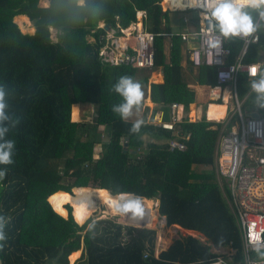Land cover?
<instances>
[{
	"label": "trees",
	"instance_id": "obj_1",
	"mask_svg": "<svg viewBox=\"0 0 264 264\" xmlns=\"http://www.w3.org/2000/svg\"><path fill=\"white\" fill-rule=\"evenodd\" d=\"M160 2L172 9L169 0H49L47 6L39 0H0V85L5 86L10 109L19 118L16 128L6 135L15 140L13 163L0 164V169L7 168L0 181V215L10 218L7 240L0 242L4 244L0 264H66L67 256L80 248L76 264H197L217 255L208 244L187 235L174 239L154 258L155 229L122 226L111 219L93 220V232L87 228L82 232L71 215L72 205L66 210L64 204L65 211L57 212L47 198L57 191L70 193L72 187L73 194L76 187L86 186L113 194L159 196V212L167 224L198 231L216 245L235 248L233 264H241V240L225 197L226 184L219 183L214 165L222 123L208 121L204 114L210 88L217 84L215 68H196L194 81L211 87L202 118L184 116L178 123L189 133L184 150H169L166 143H144V135L167 139L172 132L143 117L140 132L132 133L135 121L123 120L112 111L113 105L123 102L113 85L124 75L134 79L136 68L100 59L104 25L119 33L118 28L136 21L140 10L145 11L144 29L156 34L154 64L163 71V81L149 85L150 99L163 105L182 101L184 41L169 27L176 11L164 10ZM19 14L31 21L32 33L19 29L14 21ZM262 33L249 46L244 61L259 59V48L264 51ZM227 40V62H231L241 41ZM187 67L193 70L190 61ZM150 80H159L156 69ZM252 80L245 72L238 75L240 107L264 116V108L255 103ZM78 103L97 106L95 122L72 117V107ZM182 103L187 110V102ZM103 125L109 132L98 128ZM96 145L100 146L97 156Z\"/></svg>",
	"mask_w": 264,
	"mask_h": 264
},
{
	"label": "built area",
	"instance_id": "obj_2",
	"mask_svg": "<svg viewBox=\"0 0 264 264\" xmlns=\"http://www.w3.org/2000/svg\"><path fill=\"white\" fill-rule=\"evenodd\" d=\"M182 1L185 3L183 8L172 10L190 11L194 14L190 17L194 24L193 31L179 33L183 41L192 38L195 40V46L189 51L191 64L196 68L202 65L214 67L216 83L230 86L231 89L233 106L222 121L216 143L214 165L219 183L226 184L225 197L241 240V264H264V258H260L253 251V245L250 243L252 232H259L261 239L264 240V116L244 115L240 107L241 101L236 95V81L240 73L245 72L249 78L258 79L260 68H264V60L256 62L243 60L249 46L259 40L255 41L252 36L236 37L241 41V48L234 60L227 62L230 53V47L226 45L228 40L218 32H214L215 21L208 11V0H199V7L195 6L194 0ZM144 18L145 11L140 10L136 13V21L131 22L127 27L118 28L119 33L114 28L107 29L101 36L104 42L99 48L100 59L111 64L130 65L136 69H153L156 34L144 29ZM258 19L257 16L254 23ZM103 25V22H99V26ZM255 35L259 33L253 34ZM215 37L221 41L220 46L216 48L211 46ZM89 39L94 40L93 37ZM257 65L259 66L257 75H250V69ZM180 107L182 104L179 101H172L167 104V110H151L147 114L146 122L172 132V136L165 142L169 150H184L186 147L184 140L189 137V133L183 132L178 126L182 120L177 111ZM228 123H231L229 127L226 126ZM108 192L111 196L116 195L109 190ZM138 196L143 198L142 218H133L131 214L113 215L106 210L92 213L89 217L93 220L111 219L122 226L155 229L153 256L158 258V254L167 248L171 240L181 237L183 230L187 232V229L177 224L166 223L165 216L159 212V196ZM166 227H170L173 232L169 237L170 232L165 231ZM198 239L208 244L210 251L217 255L207 260H200L197 264H233L235 248L216 245L206 237L200 236ZM143 256L147 257L148 253L144 252Z\"/></svg>",
	"mask_w": 264,
	"mask_h": 264
},
{
	"label": "clouds",
	"instance_id": "obj_3",
	"mask_svg": "<svg viewBox=\"0 0 264 264\" xmlns=\"http://www.w3.org/2000/svg\"><path fill=\"white\" fill-rule=\"evenodd\" d=\"M195 6L199 7V0H194ZM208 11L214 19V32H218L222 37L231 39L233 37L247 38L252 36L255 41L259 40V35L264 29V0H208ZM254 16H258V21L254 23ZM264 34V33H262ZM220 39L215 37L212 41V47L220 46ZM253 66L250 69V75H257V68ZM251 89L256 94L255 103L257 106L264 108V68H260L258 79L251 81ZM113 90L118 93L123 102L115 104L112 111L118 114L121 119L127 120L132 114L133 109L137 111L142 107L144 93L139 81L134 80L131 76H121L113 85ZM5 86L0 85V164L9 165L13 163L15 151V140L6 138V135L15 129L19 123V118L11 111ZM143 120L137 119L130 131L139 133ZM7 168L0 169V181L4 180ZM142 197L130 193L119 192L107 201L113 215L131 214L133 218H142L144 207ZM9 217L0 215V242H6L7 236L5 228L8 224ZM84 221L81 220L80 223ZM95 221L88 223L87 230L93 232ZM250 243L253 245V251L260 257L264 258V240L261 239L259 232H252ZM4 247L0 243V250Z\"/></svg>",
	"mask_w": 264,
	"mask_h": 264
},
{
	"label": "crops",
	"instance_id": "obj_4",
	"mask_svg": "<svg viewBox=\"0 0 264 264\" xmlns=\"http://www.w3.org/2000/svg\"><path fill=\"white\" fill-rule=\"evenodd\" d=\"M82 1L83 0H81L80 3ZM42 2H43L42 3V6H47L48 3H49V0H43ZM16 16L17 17H22V16L23 17H26L27 20L30 23V20L28 19V17L26 15L19 14V15H16ZM184 21L185 22H190V21H192V18H190V17L188 18V17L185 16L184 17ZM32 29L34 31V27ZM193 29L194 28H183V30H181L180 32H184V31L185 32L186 31H190L191 32V31H193ZM180 32H172V33H180ZM191 40H192L193 45H191V46L189 45L188 46L187 45L188 41H184L183 47H182V53H183L182 76H183V79L184 80H183L182 87H181L182 88V93H181L180 98H181L182 101L187 102L188 107H187V110H184V105H183L182 101H180V103L182 104V107H180L177 111H178V114L182 118H184V116H187V118L189 120H196V119H201V114L203 115V108H204V106H205V104L207 102V98H208V88H210L211 86H206V85H202V84L199 85L198 83H196V81H194V74L196 72V67H194L192 65L193 66V70L192 71H190L189 68L187 67V63L190 61L189 60V51H190V48H192L196 44L194 38L189 39V41H191ZM164 52H165V39H164ZM168 53H169V42H168V50L165 52V54H166L167 57H168ZM258 54H259V59L256 60V61H262V60H264V51L261 49V47L259 48ZM256 61H253V62H256ZM153 69H156L157 70V74L159 76V80L158 81H151L150 80V75H151V72H152ZM153 69L150 70V74L149 75L143 76L144 75V72H143L142 75L141 74L139 75V73H138L137 74L138 77L136 75L134 76V80L139 81L141 83V85L143 86V88L145 89V94H144V98H143V102H144L145 105L143 104V107H141L140 110H139L140 116L142 117V115H143V117H145V120L147 118V114L151 110H157V109L167 110V105H163V104H160V103L152 102L151 99H150V96H149V90H150L149 85H150V83H152V82H162L163 81V71H162V68L161 67H154ZM145 78L147 79L146 82L144 80ZM214 86L210 88L209 98L211 97L212 90L213 89H217V88H214ZM204 92H206L207 94L204 95ZM223 94H227L228 95L229 101H230V106H228L226 108L224 117L220 121H214V122H221L222 123V121L225 120L226 116L228 115V113L230 112V110H231V108L233 106V99L230 96V94H231L230 86H222V90H221V100H218V101H215V102H218V103L221 102L222 101V98H223ZM236 95H237V93H236ZM237 98H238V96H237ZM209 103H211L210 99H209V102L206 105V108L204 110V114H205V111L207 110V107H208ZM151 104H158L159 107L158 108H155V109H152ZM76 110H78V109L72 107V111H76ZM191 110H193V117L190 116ZM252 111H257V110L244 111V112L242 111V112H243L244 115H248V113L249 112H252ZM257 112L260 115H262L259 111H257ZM165 117L166 118L168 117V114L167 113L165 114ZM230 125H231V123H228L226 126L228 127ZM143 137H144V143H148V142L165 143L166 140H167V139H164V138H157V137H154V136H151V135H144ZM187 232H196V233H198V231H194V230H187ZM80 255H81V250H80V253H79L78 257L73 262H70V260L68 258L69 255H68L67 256V263L66 264H76V262H78V259H79Z\"/></svg>",
	"mask_w": 264,
	"mask_h": 264
},
{
	"label": "bare ground",
	"instance_id": "obj_5",
	"mask_svg": "<svg viewBox=\"0 0 264 264\" xmlns=\"http://www.w3.org/2000/svg\"><path fill=\"white\" fill-rule=\"evenodd\" d=\"M169 2L172 4V9L183 8L185 6V3L182 0H169ZM15 20L18 22L20 29L26 30L24 28V24H29L26 17H16ZM214 88L217 89L212 90L211 97L209 98L211 103H209L207 110L205 111V119L208 121H220L225 115L226 108L230 106L227 94H223L221 102H215L221 100L222 85L216 84ZM110 197L114 196H111L107 189L86 186L76 187L73 194L65 191L54 192L48 196L47 200L55 211L61 213L65 211L63 205L65 203H70L74 207L73 209L75 211V216L73 213V217L78 223H80L81 220L85 222L92 213H98L101 210H106L112 213L110 207L106 205V202ZM161 226H163V224H161ZM160 240L162 241V238H160ZM78 255V250L72 251L69 254L70 262H73Z\"/></svg>",
	"mask_w": 264,
	"mask_h": 264
},
{
	"label": "rangeland",
	"instance_id": "obj_6",
	"mask_svg": "<svg viewBox=\"0 0 264 264\" xmlns=\"http://www.w3.org/2000/svg\"><path fill=\"white\" fill-rule=\"evenodd\" d=\"M43 0H39V4L40 5H42V2ZM81 0H79V2H80ZM182 4V3H181ZM180 4V5H181ZM162 5V4H161ZM163 9H169V10H171L172 12H174V11H176L175 13H173V14H171V20H170V24H169V27H170V30L172 31V32H180L181 30H183V28H193V22L192 21H190V22H185L184 21V17L186 16V17H191V16H193L194 14H192V12H185V11H182V10H172L171 8H164L163 7ZM16 17L17 16H15L14 17V21L17 23V25H18V22L15 20L16 19ZM28 23H29V21H28ZM27 25V26H26ZM19 27V26H18ZM24 28L26 29V30H22V29H20V27H19V29L22 31V32H24V33H31L32 31H33V26H32V23H31V21H30V23L29 24H27V23H25L24 24ZM55 30L54 29H51V38L52 39H56V36H55ZM168 42H169V37L168 36H166L165 37V52L168 50ZM187 45L189 46H191V45H193V43H192V40L191 41H188V43H187ZM144 72V75L143 76H145V75H149L150 74V70H144V69H136V73H135V75L138 77V73H139V75L141 74L142 75V73ZM196 83H198V82H196ZM199 84V83H198ZM199 85H201V84H199ZM142 91H143V93L145 94V89L143 88V86H142ZM207 93L206 92H204V95H206ZM143 98H144V96H143ZM143 104H144V102L142 101V107H143ZM145 105V104H144ZM73 108H76V109H78V110H76V111H72V117L74 118V119H76V120H81V121H88V122H95V120H96V117H97V106L96 105H94V104H91V103H78V104H75V105H73ZM141 116H140V114H139V111H137L135 108L133 109V114L128 118V120H130V121H136L137 119H142L143 118V115H142V117L140 118ZM101 131H103V132H105V133H107V132H109V127L108 126H99L98 127ZM99 148H100V146L99 145H96L95 146V149H94V153H95V156H97V153L99 152ZM73 188V187H72ZM72 188H71V192H72ZM70 192V193H71ZM186 193L185 192H183V195H185ZM157 196V195H156ZM70 203H68V204H66L65 203V205H64V208H66V210H68V207H67V205H69ZM71 205V204H70ZM69 205V206H70ZM70 208H71V215L74 213V216H75V211H74V209H73V213H72V208H74L73 206L71 207L70 206ZM67 215H68V213H67ZM66 215V216H67ZM72 217H73V215H72ZM73 219H74V217H73ZM75 220V219H74ZM89 221H93V219L91 218V217H89L88 219H86V221L83 223V224H79V223H77L76 221V223L79 225V226H81L82 227V232H85V230H86V228H87V225H88V223H89ZM159 227H157V229H158ZM165 231L166 232H170V234L168 235V237L170 236V235H172L173 234V232H172V230L170 229V227H166L165 228ZM183 233H187V234H189V233H191L192 235H196V232H186L185 230H183ZM164 240V239H163ZM165 241V240H164ZM80 250H81V248H80ZM80 250H78V252L80 253ZM68 258H69V256H68Z\"/></svg>",
	"mask_w": 264,
	"mask_h": 264
},
{
	"label": "water",
	"instance_id": "obj_7",
	"mask_svg": "<svg viewBox=\"0 0 264 264\" xmlns=\"http://www.w3.org/2000/svg\"><path fill=\"white\" fill-rule=\"evenodd\" d=\"M108 27H109V25L108 24H105L104 25V28L105 29H108ZM248 115L249 116H252V117H257V116H259L260 114L257 112V111H252V112H249L248 113ZM125 139H127V137L125 138ZM186 234H181L180 236H185ZM194 237H196V238H199L200 236L201 237H205L202 233H200V232H198V233H196V235H193ZM173 242V240H171V242L169 243V245L171 244ZM169 245L167 246V247H169Z\"/></svg>",
	"mask_w": 264,
	"mask_h": 264
}]
</instances>
